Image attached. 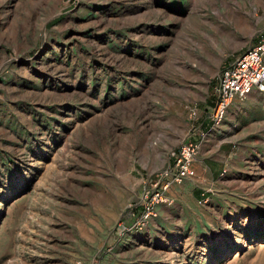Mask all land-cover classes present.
<instances>
[{
	"label": "rangeland",
	"instance_id": "rangeland-1",
	"mask_svg": "<svg viewBox=\"0 0 264 264\" xmlns=\"http://www.w3.org/2000/svg\"><path fill=\"white\" fill-rule=\"evenodd\" d=\"M261 33L264 0H0V264H120L153 215L119 223ZM192 165L156 205L199 193L202 213L166 214L171 259L264 264V92L231 103Z\"/></svg>",
	"mask_w": 264,
	"mask_h": 264
},
{
	"label": "built area",
	"instance_id": "built-area-1",
	"mask_svg": "<svg viewBox=\"0 0 264 264\" xmlns=\"http://www.w3.org/2000/svg\"><path fill=\"white\" fill-rule=\"evenodd\" d=\"M252 91L264 92V33L223 63L216 74L211 103L205 107L203 120L189 126L179 146L171 150L170 161L144 188L135 222L129 226L119 223L117 232L140 228L154 215L158 203L170 200L168 191L174 183L195 174L192 163L206 132L220 125L233 101L244 99ZM188 109L189 116L195 119L196 110L191 106Z\"/></svg>",
	"mask_w": 264,
	"mask_h": 264
},
{
	"label": "crops",
	"instance_id": "crops-1",
	"mask_svg": "<svg viewBox=\"0 0 264 264\" xmlns=\"http://www.w3.org/2000/svg\"><path fill=\"white\" fill-rule=\"evenodd\" d=\"M211 101V99L209 100ZM219 164L212 161L206 162V167L210 177H216L219 173ZM183 194L189 202V206L155 207V215L151 218L146 227L140 233L128 234L121 240L122 252L120 255L113 256L115 263L120 264H176L171 259V249H175L176 243L167 241L168 236L176 232L177 223L166 217V214H179L178 217H183L182 214L195 215L203 212V209L195 205V199L198 197V191L186 192ZM168 210V212L166 211ZM195 217V216H194ZM194 222H198V218H193ZM192 223V224H193ZM194 226V225H193ZM195 229L197 226H194ZM200 228V226L198 225ZM198 228V229H199ZM184 229V228H183ZM162 233V235L160 234ZM140 234L141 239H138ZM160 252H164L160 254ZM168 255H167V254ZM168 256V257H167Z\"/></svg>",
	"mask_w": 264,
	"mask_h": 264
},
{
	"label": "trees",
	"instance_id": "trees-1",
	"mask_svg": "<svg viewBox=\"0 0 264 264\" xmlns=\"http://www.w3.org/2000/svg\"><path fill=\"white\" fill-rule=\"evenodd\" d=\"M210 100V99H209ZM208 102V104H210L211 103V101H207Z\"/></svg>",
	"mask_w": 264,
	"mask_h": 264
}]
</instances>
